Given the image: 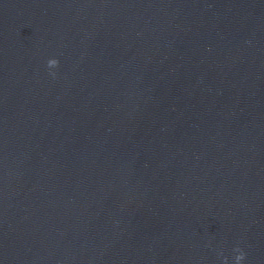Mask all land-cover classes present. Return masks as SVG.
Segmentation results:
<instances>
[{"label":"water","instance_id":"obj_1","mask_svg":"<svg viewBox=\"0 0 264 264\" xmlns=\"http://www.w3.org/2000/svg\"><path fill=\"white\" fill-rule=\"evenodd\" d=\"M237 248L264 264V0H0V264Z\"/></svg>","mask_w":264,"mask_h":264},{"label":"clouds","instance_id":"obj_2","mask_svg":"<svg viewBox=\"0 0 264 264\" xmlns=\"http://www.w3.org/2000/svg\"><path fill=\"white\" fill-rule=\"evenodd\" d=\"M48 66L51 68L53 66L58 67L59 66V60L57 59H50L48 61ZM53 75H55V73H53ZM237 252H239L240 254L236 256V264H241V262L245 259V253H243L242 250H240L239 248L236 249Z\"/></svg>","mask_w":264,"mask_h":264}]
</instances>
